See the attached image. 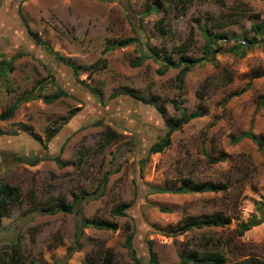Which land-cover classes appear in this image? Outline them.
I'll return each instance as SVG.
<instances>
[{
	"label": "rangeland",
	"instance_id": "1",
	"mask_svg": "<svg viewBox=\"0 0 264 264\" xmlns=\"http://www.w3.org/2000/svg\"><path fill=\"white\" fill-rule=\"evenodd\" d=\"M19 7L52 54L28 36ZM263 21L264 0H0V114L17 105L11 119L0 120V180L21 191L1 219L0 264L16 244L21 264H93L107 252L113 264H134L124 247L134 226L141 264H151L150 243L157 264H180L191 252L218 253L225 264H264V224L240 233L242 224L264 217V152L248 139L235 142L248 131L264 140V32L252 29ZM223 34L258 43L241 49L217 38ZM133 38L140 43L102 55L106 44ZM188 40L183 56L205 61L186 74L180 90V71L159 75L162 65L146 55L151 48L177 63L182 55L173 48ZM140 57L142 65L133 67ZM102 59L99 71L76 76L69 67L90 68ZM83 85L96 87L101 99ZM59 93L67 95L50 101ZM182 112L203 116L175 132L163 153L150 155L167 122ZM36 158L35 166L21 162ZM185 180L225 188L154 191L178 190ZM74 197L81 198L79 214L41 212ZM123 205L130 206L128 216H113ZM216 215L224 227L176 233L187 221ZM83 218L117 230L84 229L81 249L69 257Z\"/></svg>",
	"mask_w": 264,
	"mask_h": 264
},
{
	"label": "trees",
	"instance_id": "2",
	"mask_svg": "<svg viewBox=\"0 0 264 264\" xmlns=\"http://www.w3.org/2000/svg\"><path fill=\"white\" fill-rule=\"evenodd\" d=\"M218 2H222V0H217ZM18 13L19 16L28 32V34L36 41V43L38 45H41L42 47L46 48V50H49V52L52 54L53 51L51 49V46L45 42L41 36H39L36 32H34L29 23H28V19L25 18V16H23L21 14L20 11V7L18 8ZM227 25L223 24V27H226ZM158 29L160 30V32L162 34H166V29L163 26L162 23L158 24ZM253 31L255 32V34L257 36L262 35V33L264 32V21L262 22V24L259 25H255L252 27ZM192 39L193 34H191L190 36ZM217 38L219 40H225V41H230V40H234L236 42V44H238L241 49H251L252 47L256 46L257 42V38H253L252 40H248V39H239L237 37H230L227 34H223L220 36H217ZM134 43H140V40L138 39H125L120 41L118 44L115 45H111V44H106L105 49L102 53V55H106L109 52H112L115 49H121V48H126ZM191 48V44H190V40H188L186 43L181 44L179 46H175L173 48V52H175L176 54H181L182 56L180 57V60L176 63L172 60H170L169 58H164L163 60L159 57V55L153 50V49H149L148 53L149 56L146 55L147 57H150L152 59H155L157 62H160L161 69L158 71L159 75H164L169 69H175V70H179V75H178V82H179V89L182 90V86L184 83V79L186 74L194 67H196L197 65L201 64L203 61H205V58H201V59H195L193 57H187V56H183L184 53H187ZM55 55V54H54ZM145 59V57H140L137 60L133 61L131 63V65L135 68L140 67L143 63V60ZM61 60V58H60ZM63 61V60H61ZM104 60H98L96 63H94L90 68H82L79 66H73L71 64H69V67L72 68V70H74L75 75L77 76L80 71H99L100 68V64L103 62ZM105 65V64H102ZM84 86V85H83ZM86 87V89L91 92L92 94H96V96L101 99L102 94L101 92L95 88H91L89 86H84ZM128 94L131 97H133L134 99L141 101L145 104H149V105H153L155 107H157L156 103L154 101L151 100H146L143 97H141L139 94H137L136 92H133L131 90H127L123 92V94ZM66 96L67 94H56L55 96H53L51 98L50 101H56L58 99H60L63 96ZM239 94L235 93L232 94L229 99L238 96ZM261 105L264 106V95L261 96ZM49 101V100H48ZM174 109L175 111L181 112L180 107H179V103H174ZM17 110V105H13L12 107H10L8 110H6L5 112H2L0 114V120L1 121H7L9 119H11L14 116L15 111ZM158 110L160 111V113L162 115H164V111L161 110V108H158ZM203 113L201 112H196V113H191L189 114V116L185 113L182 112V117L178 120H176L174 123L171 122H167V131L165 133V136L158 142H156L155 144H153L149 150V154H161L163 153L166 149H168L171 146V137L175 132L181 131L183 126L190 123L193 120L202 118ZM62 128L55 130L51 135H48L46 138V143H50L51 140L61 131ZM35 140H37L39 143H42V140L39 139L38 137H34ZM244 139H248L250 141H252L260 150H262L264 152V140L258 136H256L252 131H248L244 134H242L238 139L235 140L236 143L241 142ZM46 147V145L44 146ZM62 151V150H61ZM61 156V154H60ZM41 161V159L36 158L35 160H23L21 161L22 163H26L30 166H35L37 165L39 162ZM56 162H58L59 164H62V162L60 161V158L56 159ZM213 163L216 161H212ZM64 165V164H63ZM111 174L108 173L104 176V180H103V189H105L107 183H108V179ZM225 187L221 184H214V183H199V184H191L190 181L185 180L182 184V187L178 190H167V189H162V188H157L154 189L155 193L158 194H162V193H172V194H177V195H188V194H203V193H219L221 192ZM21 196V191L19 188L16 187H12L10 185H8L7 183H4L0 180V224H1V219L2 217L6 214V211L9 208V204H12L14 201L19 200ZM81 203V198L78 197H74L73 198V202L72 204H66V202L64 201L63 204H58L56 206H53L52 208H46L43 209L41 212L44 214H48V215H56L58 213H64V214H79V209L78 206ZM130 208L129 205H123L120 208H116L112 211V215L116 216V217H122L125 218L128 216L127 214V210ZM261 209V208H260ZM161 211L163 213H170L171 211L166 209V208H162ZM262 224H264V217L261 218H257V217H253L250 221H248L245 224H242L240 226V233L244 234L248 231H250L253 228L259 227ZM226 225V222L222 220V216L221 215H216L214 217H210V218H205V219H199V220H190L187 221L185 224H183L180 229L176 232L177 235H182L194 230H201L204 228H212V227H224ZM88 228H95L97 230H102V231H116L117 227L113 224L110 223H103V222H96V221H90L87 220L85 218H83L81 220V223H78L77 225V229H76V237H75V241H74V247H71L68 249V256L71 257L72 254L74 252H77L81 249V244H80V240L83 236V231L84 229H88ZM128 231H130V227L128 226L126 228ZM136 226H134V228H132V232H130L126 239H125V243H124V247L125 249L129 252L130 258L132 259V261L134 262V264H141L140 259L137 257V251L135 250V246H134V239L136 236ZM175 233V234H176ZM17 245V244H16ZM16 245H14V247L12 248V254L7 258V260H4L3 264H21L20 258L18 256V252L16 250ZM149 251H150V256H151V264H157L158 263V258L157 255L153 249L152 244H149ZM1 263V262H0ZM114 263V257L110 252H107L106 256L102 259H99V261L93 263V264H113ZM180 264H225V258L221 255H219L218 253H209V254H205V255H200L197 252H191L190 254H188V256L186 257H180Z\"/></svg>",
	"mask_w": 264,
	"mask_h": 264
},
{
	"label": "crops",
	"instance_id": "3",
	"mask_svg": "<svg viewBox=\"0 0 264 264\" xmlns=\"http://www.w3.org/2000/svg\"><path fill=\"white\" fill-rule=\"evenodd\" d=\"M26 18V17H25ZM27 19V18H26ZM25 27V26H24ZM31 27V26H30ZM26 29V28H25ZM32 29V28H31ZM33 30V29H32ZM34 31V30H33ZM28 33V32H27ZM38 34V33H37ZM28 36H30L29 34H28ZM31 37V36H30ZM32 38V37H31ZM32 40L36 43V41L32 38ZM45 41V40H44ZM46 42V41H45ZM37 44V43H36ZM38 45V44H37ZM41 46V45H40ZM88 67H91V65H89ZM84 72V71H83Z\"/></svg>",
	"mask_w": 264,
	"mask_h": 264
},
{
	"label": "flooded vegetation",
	"instance_id": "4",
	"mask_svg": "<svg viewBox=\"0 0 264 264\" xmlns=\"http://www.w3.org/2000/svg\"><path fill=\"white\" fill-rule=\"evenodd\" d=\"M85 106H86V105H85ZM85 106H84V107H85Z\"/></svg>",
	"mask_w": 264,
	"mask_h": 264
},
{
	"label": "water",
	"instance_id": "5",
	"mask_svg": "<svg viewBox=\"0 0 264 264\" xmlns=\"http://www.w3.org/2000/svg\"><path fill=\"white\" fill-rule=\"evenodd\" d=\"M23 23V22H22ZM24 25V24H23Z\"/></svg>",
	"mask_w": 264,
	"mask_h": 264
}]
</instances>
